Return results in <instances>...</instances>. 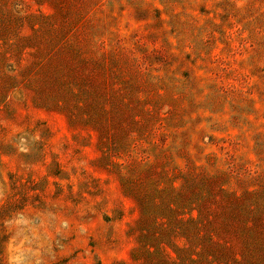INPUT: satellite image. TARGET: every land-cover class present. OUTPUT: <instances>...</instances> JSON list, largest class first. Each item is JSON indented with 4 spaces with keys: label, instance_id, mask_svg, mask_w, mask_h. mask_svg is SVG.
<instances>
[{
    "label": "rangeland",
    "instance_id": "obj_1",
    "mask_svg": "<svg viewBox=\"0 0 264 264\" xmlns=\"http://www.w3.org/2000/svg\"><path fill=\"white\" fill-rule=\"evenodd\" d=\"M0 264H264V0H0Z\"/></svg>",
    "mask_w": 264,
    "mask_h": 264
}]
</instances>
